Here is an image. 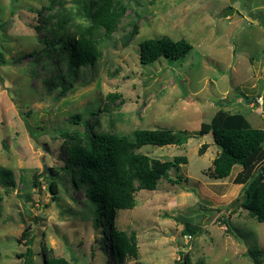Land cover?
I'll use <instances>...</instances> for the list:
<instances>
[{"label": "rangeland", "instance_id": "rangeland-1", "mask_svg": "<svg viewBox=\"0 0 264 264\" xmlns=\"http://www.w3.org/2000/svg\"><path fill=\"white\" fill-rule=\"evenodd\" d=\"M122 1L129 9L102 38L100 60L68 79L73 85L61 95L57 77L67 68L45 56L41 26L74 9V0H0V171L13 180H0V264H42L43 247L71 264H179L185 256L190 264H264V222L242 208L244 185L234 183L241 168L212 178L219 148L211 135L197 136L221 109L264 129V0ZM134 24L138 34L127 43ZM164 36L193 48L184 59L142 65L140 43ZM86 127L123 135L171 128L192 136L183 146L139 150L161 160L184 155L188 164L169 172L172 180L182 177L180 184L162 179L155 191L136 192L133 209L116 211L115 227L137 234V259L116 261L84 189H73L62 168L64 134L84 135ZM51 168L57 195L49 188ZM188 229L198 233L189 239Z\"/></svg>", "mask_w": 264, "mask_h": 264}, {"label": "trees", "instance_id": "trees-1", "mask_svg": "<svg viewBox=\"0 0 264 264\" xmlns=\"http://www.w3.org/2000/svg\"><path fill=\"white\" fill-rule=\"evenodd\" d=\"M75 8L61 14L56 21L47 19L41 30L46 33L45 56L55 55L56 63H64L67 72L57 80L62 94L72 87L82 68L93 66L102 56L99 44L103 37L112 36L126 16L129 6L122 0H74ZM2 26L0 25V30ZM37 31L40 28L37 27ZM138 34V25L127 36L128 43ZM139 59L142 65H151L165 58L184 59L193 46L186 40L173 41L169 37L147 39L139 45ZM2 54L0 53V60ZM58 74V73H57ZM56 75L48 78L46 84L52 86ZM70 86V87H69ZM119 96L110 94L108 98ZM78 124L79 115L72 119ZM211 135L219 153L212 162L209 175L215 179L228 178L235 167H240L234 179L235 184L244 185L242 208L257 221L264 222V129L254 128L240 113L219 110L209 123H202L198 137ZM64 147L68 160L62 167L72 178V188L84 189L92 208L96 225L103 226L111 238V251L118 263L126 258L139 256L138 238L135 231H120L115 227L117 210H130L136 204V192L155 191L162 179L180 184L182 177L170 179L169 172L177 173L188 164L186 156H176L172 160H161L139 152L144 146H183L192 137L183 130L171 128L135 129L128 135L91 131L86 127L84 135H69ZM204 144L199 154H205ZM257 167H259L257 169ZM49 188L58 194L56 170L50 169ZM10 171L1 170L0 180L8 183ZM1 183V182H0ZM227 231L234 233L232 226L225 221ZM188 235L198 233L188 229ZM26 235V234H25ZM32 244L33 239L29 241ZM34 249L29 248L27 258L31 259ZM42 264H71L63 257H57L51 249L42 248ZM179 264H190L187 256Z\"/></svg>", "mask_w": 264, "mask_h": 264}, {"label": "water", "instance_id": "water-1", "mask_svg": "<svg viewBox=\"0 0 264 264\" xmlns=\"http://www.w3.org/2000/svg\"><path fill=\"white\" fill-rule=\"evenodd\" d=\"M45 172L47 173L48 172V168L45 166ZM228 223H229V221H228Z\"/></svg>", "mask_w": 264, "mask_h": 264}, {"label": "built area", "instance_id": "built-area-1", "mask_svg": "<svg viewBox=\"0 0 264 264\" xmlns=\"http://www.w3.org/2000/svg\"><path fill=\"white\" fill-rule=\"evenodd\" d=\"M259 100H260V102H262V98H260ZM191 238H192V236H189V239H191Z\"/></svg>", "mask_w": 264, "mask_h": 264}]
</instances>
